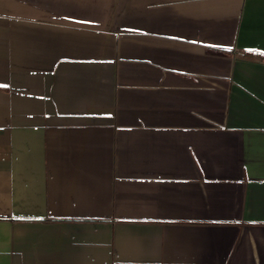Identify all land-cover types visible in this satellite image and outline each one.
I'll return each mask as SVG.
<instances>
[{"label":"crops","instance_id":"1","mask_svg":"<svg viewBox=\"0 0 264 264\" xmlns=\"http://www.w3.org/2000/svg\"><path fill=\"white\" fill-rule=\"evenodd\" d=\"M0 264H264V0H0Z\"/></svg>","mask_w":264,"mask_h":264}]
</instances>
